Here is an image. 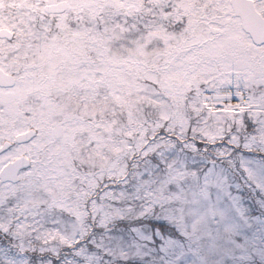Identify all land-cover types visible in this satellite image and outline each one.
Masks as SVG:
<instances>
[{"label": "snow or ice", "instance_id": "snow-or-ice-1", "mask_svg": "<svg viewBox=\"0 0 264 264\" xmlns=\"http://www.w3.org/2000/svg\"><path fill=\"white\" fill-rule=\"evenodd\" d=\"M0 264H264V0H0Z\"/></svg>", "mask_w": 264, "mask_h": 264}]
</instances>
